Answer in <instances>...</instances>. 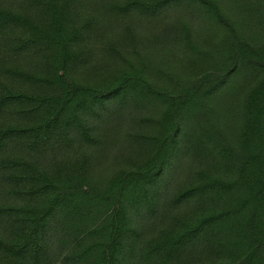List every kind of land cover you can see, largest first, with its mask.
<instances>
[{"label":"trees","instance_id":"16d2710c","mask_svg":"<svg viewBox=\"0 0 264 264\" xmlns=\"http://www.w3.org/2000/svg\"><path fill=\"white\" fill-rule=\"evenodd\" d=\"M0 264H264V0H0Z\"/></svg>","mask_w":264,"mask_h":264}]
</instances>
